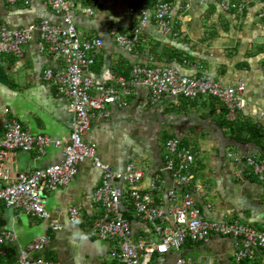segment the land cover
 <instances>
[{
	"label": "crops",
	"instance_id": "obj_1",
	"mask_svg": "<svg viewBox=\"0 0 264 264\" xmlns=\"http://www.w3.org/2000/svg\"><path fill=\"white\" fill-rule=\"evenodd\" d=\"M156 0H74L73 22L82 38L103 40L94 56L89 74L95 82L107 83L115 77H130L134 65L173 67L185 75L205 74L224 86L244 85L243 106L238 120L250 122L264 132V0H168L172 33H163L153 18ZM230 7L225 8L224 4ZM89 6L93 14L79 8ZM146 6L151 15L133 51L120 47L113 34L128 32L136 22L130 7ZM240 8V9H239ZM61 23L45 0L9 4L0 0V26L26 27L41 20ZM65 62L47 51H40L37 36L23 46L20 56L0 57V129L13 118L33 135L65 141L71 130L72 112L68 97L58 94L44 79L45 69L63 68ZM224 106L210 96L195 99L162 95L152 101L144 85L134 86L127 105H110L108 115L96 113L84 135L94 144L100 159L114 170L128 163L139 165L147 189L157 176L155 201L170 209L166 190L174 186L165 169L164 144L177 137L196 153L193 179L202 185L194 192L197 204L208 219L239 221L264 230V184L249 174L240 156L260 154L262 144L235 140L221 117ZM243 135V134H242ZM245 135V134H244ZM61 147L48 145L45 153L12 151L5 162L15 176L60 162ZM101 172L90 160L77 165L67 185L44 192L48 218H36L0 204V227H10L17 239L7 242L15 252L33 237L47 233L49 242L31 257L43 256L57 264H121L110 255L112 241L92 235L88 225L99 211L91 205V193L100 184ZM180 194L183 189L174 186ZM79 208L81 218L72 223L68 206ZM130 220L135 238L152 236L151 225L137 219L130 207H122ZM172 223V217L168 218ZM56 222L57 230L51 225ZM239 264L234 257V241L211 235L206 242L186 240L178 251L153 253L147 264ZM1 264V263H0Z\"/></svg>",
	"mask_w": 264,
	"mask_h": 264
},
{
	"label": "built area",
	"instance_id": "obj_2",
	"mask_svg": "<svg viewBox=\"0 0 264 264\" xmlns=\"http://www.w3.org/2000/svg\"><path fill=\"white\" fill-rule=\"evenodd\" d=\"M5 1L27 5L33 0ZM45 1L55 14L60 15L62 22L53 23L44 19L17 29L0 26V57L4 54L20 56L23 46L36 35L40 51H47L53 57L64 60L63 68L55 71L45 69L43 77L58 94L68 97L72 112L71 130L68 138L62 141L30 134L13 118L4 122L0 129V204L36 218H48L44 192L67 185L76 175L77 165L90 160L100 170L101 180L91 193V205L99 213L90 221L88 229L92 235L113 242L110 255L121 264H147L155 252L164 254L170 250L178 251L186 240L206 242L211 235L229 237L234 241L237 263L264 264V230L236 220H214L203 215L194 197V192L202 188L193 179L196 153L179 138L169 137L164 144L165 169L171 175L174 186L183 189L180 194L174 186L166 190L171 203L167 211L156 203L153 195L159 181L157 176L152 178L147 189H141L139 182L144 177L142 168L128 163L122 171H116L100 159L94 144L84 140L94 115L107 116L110 105L126 106L127 97L138 84L147 87L152 101L162 95L186 99L213 97L224 106L228 120L238 117L243 106L244 85L224 86L209 75H185L173 67L140 64L132 67L128 78L119 76L107 83L95 82L89 70L103 40L80 36L73 22L74 0ZM224 7L229 8L230 4L225 3ZM152 9L153 18L161 31L172 33L173 27L169 21L171 3L156 0ZM79 10L86 15L93 14L89 6H81ZM129 11L136 15L135 24L128 32L113 30V34L117 44L130 52L134 50L151 14L146 6L130 7ZM48 145L61 147L60 162L19 172L15 176L9 174L5 162L12 151L42 155ZM229 156L243 162L249 174L264 184V150L260 154ZM122 207H130L137 219L150 223L152 236L135 238ZM67 212L72 223L79 222V208L71 205ZM169 216L172 223L168 221ZM58 228L56 222L51 225L52 230ZM16 239L12 228L0 227V245ZM48 242L47 233L33 237L18 248L13 264H57L43 256H30L33 252L44 250ZM176 263L187 264L183 257L177 258Z\"/></svg>",
	"mask_w": 264,
	"mask_h": 264
},
{
	"label": "trees",
	"instance_id": "obj_3",
	"mask_svg": "<svg viewBox=\"0 0 264 264\" xmlns=\"http://www.w3.org/2000/svg\"><path fill=\"white\" fill-rule=\"evenodd\" d=\"M138 43H139V37H138L136 46L138 45ZM149 65L153 66L151 64ZM222 109L223 110L221 113V117L225 121L226 127L230 129L231 134L235 136V140H237V142H240V143L250 142V143H256V144H262L264 140V132L261 130V128L257 127L254 124H251L250 122L241 121L238 119L228 120L225 116V112H226L225 108H222ZM261 148L263 151L264 146L262 145ZM15 258H16V252H15V248L13 245H9L7 243L0 245V263L1 264H13L15 261Z\"/></svg>",
	"mask_w": 264,
	"mask_h": 264
},
{
	"label": "water",
	"instance_id": "obj_4",
	"mask_svg": "<svg viewBox=\"0 0 264 264\" xmlns=\"http://www.w3.org/2000/svg\"><path fill=\"white\" fill-rule=\"evenodd\" d=\"M25 244H26V243H25ZM25 244H24V245H25Z\"/></svg>",
	"mask_w": 264,
	"mask_h": 264
},
{
	"label": "rangeland",
	"instance_id": "obj_5",
	"mask_svg": "<svg viewBox=\"0 0 264 264\" xmlns=\"http://www.w3.org/2000/svg\"><path fill=\"white\" fill-rule=\"evenodd\" d=\"M139 166V165H138Z\"/></svg>",
	"mask_w": 264,
	"mask_h": 264
}]
</instances>
